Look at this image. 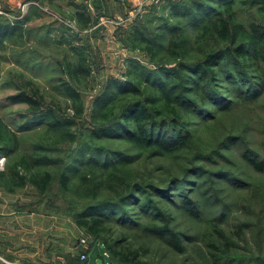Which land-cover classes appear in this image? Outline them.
Listing matches in <instances>:
<instances>
[{
  "label": "rangeland",
  "instance_id": "1",
  "mask_svg": "<svg viewBox=\"0 0 264 264\" xmlns=\"http://www.w3.org/2000/svg\"><path fill=\"white\" fill-rule=\"evenodd\" d=\"M72 1L0 0V20H22L25 28L23 35H14L0 45L3 122L18 131L32 118L28 105L11 99L27 90L25 84L31 81L42 95V110L52 108L59 118L73 120L70 131L76 136L74 141L60 143L61 132L42 124L29 133L18 132L21 148L17 153H0V171L22 154L61 158V164L49 166L54 174L58 167L64 170L70 166L74 170L69 172L71 191L63 190L54 178L46 193H40L31 184L12 193L0 179L1 207L5 212L15 211V224L11 226L15 242L23 243V226L30 222L32 249L40 251L41 256L55 249L63 257L60 264L75 262L85 248L81 244L83 238L90 243V252L95 248L92 263L96 262L99 247L106 255L101 241L72 217L89 202L81 191L84 184L78 160L92 158L96 150L103 148L108 156L119 152V156H130L133 161L125 169L142 184L139 190L127 195L124 203L113 202L106 214V239L113 246L136 251L143 264H264V171L256 170L244 158V152L250 150L254 157L264 161V89L256 99L250 97L255 89L243 96L234 81L235 75L220 71L217 79L209 83V98L202 101L191 95L189 106L193 111L186 109L181 113V120L191 133L190 145L170 156L137 150L122 140L96 139L91 111L107 80L120 77L128 56L147 66L154 63L145 52L126 48L123 40H117L118 29L103 23L90 36L95 70L90 77L80 74L79 61L72 55L70 45L54 42L47 33L52 28L54 38L61 39L65 34L74 44L82 43L71 27L61 26L65 24L62 19L66 23L75 21V6L69 3ZM236 8L245 25L253 21L264 25V13H259L257 6H247L239 0ZM114 9L117 8L112 6L111 11ZM93 13L100 19L116 12L110 16L109 12ZM83 33L86 32L80 33L81 37L85 38ZM69 62L74 64L75 77L66 75ZM258 66L246 73L251 87L256 82L264 84V78L255 77L261 73ZM64 79L70 80L81 94L83 118L73 117ZM38 142L48 149L35 150L34 144ZM88 151L90 154L85 155ZM173 237H178L184 251L170 243ZM71 248L78 254L74 255Z\"/></svg>",
  "mask_w": 264,
  "mask_h": 264
},
{
  "label": "trees",
  "instance_id": "2",
  "mask_svg": "<svg viewBox=\"0 0 264 264\" xmlns=\"http://www.w3.org/2000/svg\"><path fill=\"white\" fill-rule=\"evenodd\" d=\"M238 2L163 0L160 4L150 5L146 12L127 25L119 26L117 40H123L125 47L132 51L145 52L154 64L147 66L138 58L128 56L120 77L112 76L107 80L91 111L94 137L99 140H122L134 149L170 156L188 149L190 145L191 133L184 126L181 113L186 109V112L193 111L189 106L191 95L195 94L202 101L209 98V83L217 79L220 71L235 75L234 81H237L243 96H249V91L255 89L250 97H260L264 84L256 82L254 87L249 86L246 73H250V68L257 64L256 69L261 73L255 77L264 78V25L257 21L245 25L238 17ZM243 4L257 6L259 13H264V0H243ZM74 18L79 31L72 32L80 36L81 44H74L65 34L61 39L54 38L52 28L47 33L54 42L66 47L70 45L72 55L79 61L77 67L80 74L90 77L96 64L91 59L94 51L90 36L95 31L92 28L99 22V15H95L89 6L82 5ZM61 26L67 28L65 24ZM24 32L22 20L10 22L2 18L0 45ZM82 32H86L83 33L85 38L81 37ZM73 66L71 62L67 64L68 78L75 77ZM63 86L72 100L73 117L83 118L85 109L80 92L68 79L63 80ZM25 89L11 99L28 105L33 116L18 131L9 129L0 116V153H17L21 148L18 132L26 134L42 124L61 132L60 143L74 141L75 133L70 131L73 120L59 118L52 108L43 111L42 95L31 81L26 82ZM34 148L39 151L46 146L38 142ZM107 153L99 148L92 158H79L81 182L84 184L81 191L89 202L83 209L72 213V217L104 245L107 256L104 253L100 256L105 263L143 264L138 260L136 251L113 246L106 239L109 232L106 214L113 202L124 203L127 195L139 190L142 185L125 169L133 161L130 156H119L122 152L113 156ZM88 154L90 151L85 152V155ZM244 158L256 170L264 171V161L254 157L250 150L244 152ZM60 162L61 158L22 154L8 168L0 171V179L4 180L7 191L12 193L28 184L40 193H46L54 178L63 190L71 191L72 177L69 172L74 171L73 167L64 170L58 167L55 174L49 169L50 165ZM74 168L78 167L75 165ZM189 211L199 215L195 210ZM170 243L180 251L185 250L178 237H173ZM86 262L78 256L72 264Z\"/></svg>",
  "mask_w": 264,
  "mask_h": 264
},
{
  "label": "crops",
  "instance_id": "3",
  "mask_svg": "<svg viewBox=\"0 0 264 264\" xmlns=\"http://www.w3.org/2000/svg\"><path fill=\"white\" fill-rule=\"evenodd\" d=\"M10 1L13 2V0ZM141 1L142 0H73L69 3L70 5L75 6V10H73L74 18L75 12L78 11L82 5L89 6L94 12H109V16L111 13L116 12L113 15L116 16L124 15L129 9L139 6ZM112 6L117 8L114 9V12L111 11ZM15 219V211L7 210V212H5L0 204V264H60L62 262L63 257L59 256L55 249L48 250V256L46 255L45 257L41 256L40 251H33L32 239L30 237L32 231L30 222L28 225L23 226V243L20 244L15 242L14 235L16 234L12 228L15 224ZM46 249H48V247ZM76 249H79V246H77ZM94 249L89 253V258L86 264H98V260L102 259L100 254L104 253V251L99 247V254L96 256V262H91ZM71 251L74 255H76V253L78 254V251L74 250V248H71Z\"/></svg>",
  "mask_w": 264,
  "mask_h": 264
},
{
  "label": "built area",
  "instance_id": "4",
  "mask_svg": "<svg viewBox=\"0 0 264 264\" xmlns=\"http://www.w3.org/2000/svg\"><path fill=\"white\" fill-rule=\"evenodd\" d=\"M151 1V2H150ZM163 0H142L140 5L135 7V8H131L127 11L126 15H116V16H103L99 19V22L92 28V29H96L99 26H102L103 23H111L115 26V28H118L119 26L122 25H127L129 22H131L135 17H137L138 15L144 13L147 11V8L152 5V4H160L162 3ZM151 3V4H149ZM62 21L70 28H72V31L77 32L79 31V28L77 27L76 22L72 21L69 23H66L64 19H62ZM77 30V31H76ZM81 244L83 245L84 250L81 253V260L82 261H87L89 258V253H90V243L87 241L86 238H83L81 240ZM64 264H71V263H64ZM88 264V263H87ZM103 264H107L103 261Z\"/></svg>",
  "mask_w": 264,
  "mask_h": 264
},
{
  "label": "water",
  "instance_id": "5",
  "mask_svg": "<svg viewBox=\"0 0 264 264\" xmlns=\"http://www.w3.org/2000/svg\"><path fill=\"white\" fill-rule=\"evenodd\" d=\"M98 264H103V260L102 259H99L98 260Z\"/></svg>",
  "mask_w": 264,
  "mask_h": 264
}]
</instances>
